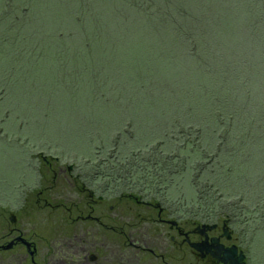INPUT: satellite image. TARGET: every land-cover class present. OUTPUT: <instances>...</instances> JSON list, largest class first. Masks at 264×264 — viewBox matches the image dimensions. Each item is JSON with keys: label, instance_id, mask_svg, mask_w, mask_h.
<instances>
[{"label": "trees", "instance_id": "trees-1", "mask_svg": "<svg viewBox=\"0 0 264 264\" xmlns=\"http://www.w3.org/2000/svg\"><path fill=\"white\" fill-rule=\"evenodd\" d=\"M235 13L240 16L236 23ZM43 14L47 17L41 22ZM38 24H43L44 38L36 31ZM0 45V59L9 60L0 102L19 83L24 65L53 58L60 60L54 76L47 73L35 86L43 100L63 91L69 98L71 91L95 117L108 112L96 101L124 111L123 126L109 143H100L105 149L118 143L116 153L126 155L123 161L111 160L108 153L97 157L100 144L79 158H64L49 146L58 160L73 161L70 170H78V180L93 195L112 197L126 187L128 194L161 202L175 216L198 217L199 222L205 216L218 222L221 216L233 228L235 214L225 206L221 213L212 204L238 197L244 214L258 218L244 222L260 228L245 249L249 262L259 252L256 237L264 232V0H0ZM111 96L117 102L110 104ZM64 106L68 116L71 106ZM0 114L4 126L14 118L9 107H0ZM21 126L13 124L12 130ZM128 127L132 144L126 139ZM134 147H149L139 153L143 162L153 158L160 166L157 175L144 172L141 162L128 167ZM31 159L26 162L37 169ZM192 174L203 178L201 191L190 184L187 195L180 185L173 187L179 175L188 181ZM20 193L13 191L16 196L9 199L2 194L0 203L18 206ZM181 202L186 203L179 207Z\"/></svg>", "mask_w": 264, "mask_h": 264}, {"label": "rangeland", "instance_id": "rangeland-1", "mask_svg": "<svg viewBox=\"0 0 264 264\" xmlns=\"http://www.w3.org/2000/svg\"><path fill=\"white\" fill-rule=\"evenodd\" d=\"M45 17H47L45 14L40 16L41 22ZM239 18V14L235 13L232 18L234 19L233 22L236 23ZM242 25L246 26L247 23ZM36 31L42 38L46 35L44 33L43 24H38ZM256 36L261 38L259 34ZM247 37H251V34L247 36L244 34L242 36V38ZM1 44H4L2 40ZM0 48H2L1 45ZM6 56L9 55L6 54ZM65 60H67V58ZM21 61L26 62V58L24 57ZM59 61L60 60L53 61L52 58L45 59L43 62L24 65V69L18 71V75L20 76L19 83L9 87V89H7V95L4 97L5 100L0 102V107L3 109L8 107L12 109L14 117L13 119H9L10 124H8V126L6 123H4V126L0 120V195L6 194L7 196H5V198L9 199L16 196L15 194H12L13 191L17 194L21 192V199H23L18 206L6 201H4L3 204L0 203V239L3 238L5 233L10 232L9 230H11V228L20 227L23 234L30 241L33 240L38 246H40L39 255L43 253L46 254L47 251H49V253L52 252L51 254H53L54 257L47 256L46 262L53 263L55 260H58L57 263H59V260H62L65 262L64 264H84V261L80 259V246H77L80 245L79 240L77 239L78 236L73 238L76 224L71 223L68 219H74L78 214H83L80 211L82 209H84L83 215H95V212H97V209L100 207H98V204L96 207V202L93 201L92 198L93 192L90 190L88 184L84 180V182L78 180V170H70L73 161L65 162V160L62 159L58 160L56 158L57 152L52 150L49 146H54L56 149H59V153H61V156L64 158L71 156H78V158L84 157L85 154L92 153L96 144H103V142L109 143L116 132L120 130V127L123 126L126 115L122 109H118L114 105V107H110L109 104H106L103 100H95L97 104L105 105L108 109V112L105 114L106 116L99 117L101 114L98 113V116L95 117L96 115L91 111L89 112L86 106L78 105L80 102L84 101H76L77 98L74 97L71 91L68 92L69 98L65 97L66 91H63L55 94L52 99H47L46 101L43 100L42 97H40L39 92L36 91L35 86L44 81L47 77V73L54 76L56 72L54 68L58 65ZM8 62L9 60L0 59V83H4V81L8 80L7 78L2 77L3 71L8 67ZM45 93L46 92L43 94ZM108 101L111 104L117 102V99L116 97L111 96V99L108 98ZM64 104H70L71 106V111L68 116ZM98 110L100 112L101 109L98 108ZM114 117H116V119L112 122ZM94 120L97 121L95 129L90 131L91 122ZM103 121H107L108 125L106 126ZM17 123H23V127H19L17 129L18 132H14L12 130L13 124L16 125ZM129 130L130 127H128L126 139L129 144H132L134 139L131 137L132 132H129ZM123 138L124 137H122V139ZM122 139L121 142L123 143L124 140L122 141ZM102 144L95 149V155H97V157L102 158L108 153L110 154L109 157L111 160L114 159V157H116L114 159L115 161L125 160L124 157L126 155L118 156L116 153L119 151L118 143H113L108 149H105ZM45 146L49 147V149L45 148ZM146 149H149V147L145 149L141 148V151H146ZM129 151H131L129 153L127 152L129 155H134L129 156L132 164L128 167L135 169L142 163V166L139 167H141L144 172L148 169L150 171L152 170L154 174H158V172L156 173V170L160 168V166L154 163L152 160L153 158L147 159L145 163L143 162L144 159H142L144 156L140 155L141 151L137 147L131 148ZM83 154L84 156H82ZM29 156L32 158V161H36L38 164L37 169L33 168L28 162H26ZM99 162L100 161L97 160L95 164H98ZM128 174L130 175L131 171H128ZM161 177L167 178L164 173ZM169 177L172 178V176ZM181 177L184 176L179 175L178 178H175V185L173 187H176L177 184L178 187L180 185L179 188L182 193L185 191L187 195L192 193L191 191L193 188L190 184L195 189L198 188V191H201L199 190V187H203V185H201L203 180L201 176L192 174V177H190L188 181ZM183 179L185 180L183 181ZM87 180L90 181V178L88 177ZM176 188L174 189L176 190ZM128 192L129 190L124 187L122 193H113V195L117 194L122 197L123 195L128 194ZM22 196H24V198ZM231 198L225 197L223 202H215L216 205L212 204V206L220 208L221 213H223L222 208L225 206L235 214L238 224L236 225L237 228L235 226L233 228V225L231 226L235 237L233 242L238 243L241 248L247 249V245L250 247V244L254 243V239L251 235L255 236L256 231L260 229L257 222L253 225L258 218H255L257 215H253V218H251L247 213L244 214L242 211L244 205L240 198L234 196ZM128 200L129 199L126 197L116 199V201H102L103 203L106 202L104 203L105 209L100 208V212L106 213L107 211L110 214V212H113L110 210L111 205H115L116 208L119 209L120 204L122 207L121 209H123L124 203H127ZM149 202L150 203L147 206L142 208L147 209V211L151 213L148 217V223H150L152 229V226H155L156 222L153 220L156 217L154 208L161 206L164 207V205L161 204V202L157 203L156 200L150 199ZM185 203L186 202H181L179 207ZM235 204L240 208L235 206ZM156 205L158 207H156ZM78 206L81 207L79 208ZM101 206L103 207V205ZM171 207L175 209L176 213L179 210V207L175 204L171 205ZM236 208L241 209V211L239 210V212ZM134 209L136 208L134 207ZM14 217L16 219L15 222L12 221ZM101 217L104 220L102 214ZM205 217L206 218L203 222H208L207 219L209 217ZM231 218L233 217L231 216ZM176 219L178 221H183V224L185 223L186 225H192L191 223L194 220H198L197 222L201 220L198 217L186 218V215H181L180 217V214L176 215ZM219 219L223 221L224 218L219 216ZM246 219H252L253 223L247 225V223H245ZM239 225L241 230L237 231ZM92 235L93 234L88 236ZM261 235L263 236V239L261 238ZM256 239H258L256 247L259 248V252L253 253V256L252 254L250 255L251 260L249 264H262L261 261H264L263 230L259 232ZM63 240H67V242H69L68 245L71 246L70 248L72 250L67 252L68 254H65L66 250H62L64 243ZM259 240L261 247L259 245ZM95 251L96 249L91 250V254H95L97 252ZM109 251L111 252V250ZM32 252L33 248L29 250L22 248L21 251L19 248L14 250L11 254H7L8 261L2 259L4 264H6V262H8V264H33L31 257H29L32 255ZM13 253L15 255L10 257ZM0 256L2 255L0 254ZM38 260L39 257L36 255V261ZM200 264H208V260L201 261Z\"/></svg>", "mask_w": 264, "mask_h": 264}, {"label": "flooded vegetation", "instance_id": "flooded-vegetation-1", "mask_svg": "<svg viewBox=\"0 0 264 264\" xmlns=\"http://www.w3.org/2000/svg\"><path fill=\"white\" fill-rule=\"evenodd\" d=\"M116 197L93 195L92 198L96 202V207L98 204V207L105 209L104 203L106 202L102 201H116V199L127 197L129 200L124 203L123 209L120 204L119 209L115 205H111L110 210L113 212L110 214L107 211L106 213L100 212V208H98L95 215L87 216L83 215L84 209L81 208L80 211L83 214H78L74 219H68L71 223L76 224L73 238L78 236L80 245L77 246H80V259L84 261V264H200L201 261L206 260H208V264H235L236 258L241 252L247 258L245 263L249 264L246 250L241 248L238 243L233 242L235 240L234 232L226 221L224 223L222 221H193L192 225H186L183 224V221H178L169 209L156 205L158 208H154L156 217L153 219L156 222L151 229V225L148 223L151 213L142 208L150 202L133 194ZM15 217L12 220L14 222ZM9 231L0 239L3 241L0 242V254L2 255L0 264H4L3 259L8 261L7 254H11L19 248L20 251L22 248L27 250L33 248L32 255L28 253L33 264L65 263L62 260H59V263H57L58 260L53 263L46 262L47 256H53L52 252L47 251L46 254L39 255L40 246L33 240L30 241L20 227H13ZM91 234L93 235L88 236ZM68 243L67 240L63 243L62 250H66L65 254L72 250ZM194 244H201V251ZM235 245L239 248V253L232 259L229 257L230 249ZM95 249L97 252L91 254V250ZM14 255L13 253L10 257ZM36 255L39 257L38 261H36Z\"/></svg>", "mask_w": 264, "mask_h": 264}, {"label": "water", "instance_id": "water-1", "mask_svg": "<svg viewBox=\"0 0 264 264\" xmlns=\"http://www.w3.org/2000/svg\"><path fill=\"white\" fill-rule=\"evenodd\" d=\"M204 227H207V226H204ZM194 246L198 249V250H200V246H201V244H194ZM201 251V250H200ZM203 251V250H202ZM230 252H231V254L229 255V257H231L232 259L234 258V257H236L237 255H238V253H239V248H237V246L235 245V246H232L231 247V249H230ZM246 256H245V254L243 253V252H241L239 255H238V257L236 258V262H235V264H246L245 262H246Z\"/></svg>", "mask_w": 264, "mask_h": 264}]
</instances>
